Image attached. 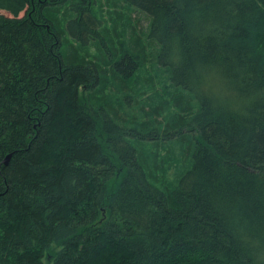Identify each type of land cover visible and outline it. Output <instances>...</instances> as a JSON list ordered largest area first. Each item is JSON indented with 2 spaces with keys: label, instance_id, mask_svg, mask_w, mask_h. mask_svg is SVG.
Here are the masks:
<instances>
[{
  "label": "trees",
  "instance_id": "obj_1",
  "mask_svg": "<svg viewBox=\"0 0 264 264\" xmlns=\"http://www.w3.org/2000/svg\"><path fill=\"white\" fill-rule=\"evenodd\" d=\"M0 11V264H264V0Z\"/></svg>",
  "mask_w": 264,
  "mask_h": 264
},
{
  "label": "clouds",
  "instance_id": "obj_2",
  "mask_svg": "<svg viewBox=\"0 0 264 264\" xmlns=\"http://www.w3.org/2000/svg\"><path fill=\"white\" fill-rule=\"evenodd\" d=\"M212 80H213V78H212L211 76L208 77V79H207V83H208V86H209V87L212 86Z\"/></svg>",
  "mask_w": 264,
  "mask_h": 264
},
{
  "label": "rangeland",
  "instance_id": "obj_3",
  "mask_svg": "<svg viewBox=\"0 0 264 264\" xmlns=\"http://www.w3.org/2000/svg\"><path fill=\"white\" fill-rule=\"evenodd\" d=\"M2 11H0V13H1ZM3 13H6L7 14V12H3ZM23 14V13H22ZM144 18H146V17H144ZM143 24H144V27H147V25H148V19H144L143 20Z\"/></svg>",
  "mask_w": 264,
  "mask_h": 264
},
{
  "label": "water",
  "instance_id": "obj_4",
  "mask_svg": "<svg viewBox=\"0 0 264 264\" xmlns=\"http://www.w3.org/2000/svg\"><path fill=\"white\" fill-rule=\"evenodd\" d=\"M11 158V154H9L5 160L6 163H8L9 159Z\"/></svg>",
  "mask_w": 264,
  "mask_h": 264
},
{
  "label": "bare ground",
  "instance_id": "obj_5",
  "mask_svg": "<svg viewBox=\"0 0 264 264\" xmlns=\"http://www.w3.org/2000/svg\"><path fill=\"white\" fill-rule=\"evenodd\" d=\"M64 44V43H63ZM116 57V56H115Z\"/></svg>",
  "mask_w": 264,
  "mask_h": 264
}]
</instances>
